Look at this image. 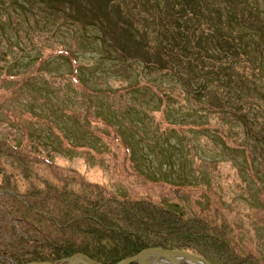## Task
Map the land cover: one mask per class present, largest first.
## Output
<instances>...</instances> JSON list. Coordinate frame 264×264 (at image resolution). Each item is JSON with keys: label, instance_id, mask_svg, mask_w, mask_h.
<instances>
[{"label": "rangeland", "instance_id": "1", "mask_svg": "<svg viewBox=\"0 0 264 264\" xmlns=\"http://www.w3.org/2000/svg\"><path fill=\"white\" fill-rule=\"evenodd\" d=\"M108 1L0 0V139L122 196L173 203L165 185L181 186L209 217L217 211L237 250L255 252L264 264V140L258 146L254 131L247 136L248 118L207 106H217L224 92L194 103L177 78L163 75L140 33L147 18L149 37L158 41L162 23L151 4L148 14L138 0ZM252 1L264 17V0ZM136 13L140 21L131 18ZM122 27L138 46L112 43ZM49 53L28 80L12 79ZM208 123L222 125L240 146L200 127ZM251 126L263 137L264 125ZM11 176L20 177L15 165L0 159V180ZM7 223L21 232L0 206L1 229ZM10 236L0 231V241ZM0 264L14 262L0 258Z\"/></svg>", "mask_w": 264, "mask_h": 264}, {"label": "trees", "instance_id": "2", "mask_svg": "<svg viewBox=\"0 0 264 264\" xmlns=\"http://www.w3.org/2000/svg\"><path fill=\"white\" fill-rule=\"evenodd\" d=\"M138 1L148 14L151 4L162 23L156 42L149 37L150 22L143 19L139 22L144 26L141 37L163 64V75L177 78L187 99L193 96L194 103L202 104V98L219 90L226 96L218 97L217 106L208 107L244 122L248 118L251 125H264L259 121L264 120V17L252 0ZM131 18L142 19L137 13ZM120 32L112 43L122 47L130 38L124 37L123 27ZM137 54L136 59L144 61V54ZM51 55L41 56L27 73L12 79L28 80ZM165 62L177 69L168 70ZM205 125L200 127L214 132L225 145L240 146L231 143L222 125ZM251 125V134L245 132L251 138L254 131L253 139L261 146L264 135H257ZM242 149L249 154L246 146ZM2 158L11 160L20 176L0 180V206L21 229L17 233L11 223L0 226L1 232L11 235V239L0 241V258L14 264L54 263L76 254L113 264L127 247H163L170 242L183 244L212 264H262L255 252L237 250L235 236L222 224L217 211L209 217L188 200L181 186L164 184L176 200L164 203L142 195L109 192L102 184L0 139Z\"/></svg>", "mask_w": 264, "mask_h": 264}, {"label": "water", "instance_id": "3", "mask_svg": "<svg viewBox=\"0 0 264 264\" xmlns=\"http://www.w3.org/2000/svg\"><path fill=\"white\" fill-rule=\"evenodd\" d=\"M131 249L136 251L142 257L141 261L137 259L131 260L132 262H135L136 264H157L158 262H164L165 260L169 262L170 264H180L181 262L183 264H212L208 260L198 255L197 253L193 252L192 250L188 249L186 246H184L183 244L179 242H170V243L165 244L163 247L139 248V247L130 246V247L123 249L118 254L113 264H118L121 256L125 252H127V250H131ZM74 256L76 255H72L68 258H71ZM68 258L63 259L62 261L68 260ZM85 258H87L90 262L99 264L95 261L90 260L88 257H85ZM60 262H54V263L41 262V263H29V264H58Z\"/></svg>", "mask_w": 264, "mask_h": 264}, {"label": "bare ground", "instance_id": "4", "mask_svg": "<svg viewBox=\"0 0 264 264\" xmlns=\"http://www.w3.org/2000/svg\"><path fill=\"white\" fill-rule=\"evenodd\" d=\"M134 259L141 261L142 257L136 251L129 250L121 256L118 264H128L131 260ZM65 264H95V263L90 262L87 258L81 255H77L69 258Z\"/></svg>", "mask_w": 264, "mask_h": 264}]
</instances>
